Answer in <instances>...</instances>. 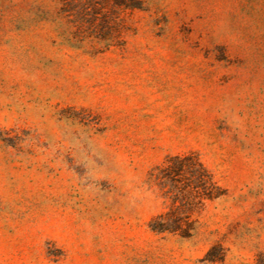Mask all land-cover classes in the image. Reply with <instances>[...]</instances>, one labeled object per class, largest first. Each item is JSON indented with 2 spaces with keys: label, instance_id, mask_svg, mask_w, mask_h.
<instances>
[{
  "label": "rangeland",
  "instance_id": "1",
  "mask_svg": "<svg viewBox=\"0 0 264 264\" xmlns=\"http://www.w3.org/2000/svg\"><path fill=\"white\" fill-rule=\"evenodd\" d=\"M91 2L0 0V264H264V0ZM191 151L223 194L155 231Z\"/></svg>",
  "mask_w": 264,
  "mask_h": 264
},
{
  "label": "trees",
  "instance_id": "2",
  "mask_svg": "<svg viewBox=\"0 0 264 264\" xmlns=\"http://www.w3.org/2000/svg\"><path fill=\"white\" fill-rule=\"evenodd\" d=\"M62 1L63 10L75 22H85L89 11L96 8L92 0ZM118 1L124 7H140L138 0ZM150 175L167 203V210L157 214L149 223L155 231L175 229L168 226H194V214L204 202L223 194L212 172L194 151L168 155ZM182 233L186 235V232Z\"/></svg>",
  "mask_w": 264,
  "mask_h": 264
}]
</instances>
